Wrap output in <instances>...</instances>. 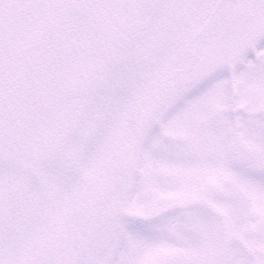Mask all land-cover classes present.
Masks as SVG:
<instances>
[{
	"label": "snow or ice",
	"instance_id": "1",
	"mask_svg": "<svg viewBox=\"0 0 264 264\" xmlns=\"http://www.w3.org/2000/svg\"><path fill=\"white\" fill-rule=\"evenodd\" d=\"M0 264H264V0H0Z\"/></svg>",
	"mask_w": 264,
	"mask_h": 264
}]
</instances>
